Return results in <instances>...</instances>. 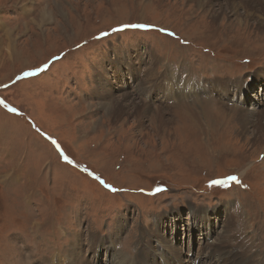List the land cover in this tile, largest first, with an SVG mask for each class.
<instances>
[{"label":"rangeland","instance_id":"1","mask_svg":"<svg viewBox=\"0 0 264 264\" xmlns=\"http://www.w3.org/2000/svg\"><path fill=\"white\" fill-rule=\"evenodd\" d=\"M262 70L264 0H0V264H264Z\"/></svg>","mask_w":264,"mask_h":264},{"label":"bare ground","instance_id":"2","mask_svg":"<svg viewBox=\"0 0 264 264\" xmlns=\"http://www.w3.org/2000/svg\"><path fill=\"white\" fill-rule=\"evenodd\" d=\"M43 14V15H42ZM41 15V18H42V20L44 21L45 20V16H44V14L45 13H42ZM40 18V19H41ZM10 32H8V34H9ZM129 53V52H128ZM134 53H136L137 54V56L140 58V60L142 61L143 59L144 60H146V58H147V56H145V54H144V52H141V48H137V49H134ZM128 55V54H127ZM134 56V54L131 56V57H129V56H125V60L129 63V60H132V63L134 62L133 61V59L134 58H132ZM118 57V56H117ZM115 60V59H114ZM149 62V61H148ZM152 62V61H151ZM129 64H131V63H129ZM107 69V68H106ZM108 71V70H107ZM107 73V72H106ZM110 74V73H109ZM114 74V73H113ZM171 74V71H170V69H165V71H162L161 72V74L160 75H157V77L156 78H158V77H166V76H168V75H170ZM155 75V74H154ZM116 76V75H115ZM114 76V77H115ZM118 76V75H117ZM133 76H135V73H134V75ZM104 78H106V79H108V77L107 76H103ZM259 78H261V79H264V70H262L261 71V74H260V76H258ZM139 80V79H138ZM262 81H264V80H262ZM259 82V81H258ZM138 83H139V90H140V92L143 94V93H145V86H147L146 85V83H144V82H142V81H138ZM243 82L242 81H237V83L236 84H234V87H235V89H234V91H232V90H228L227 89V87H226V84H225V82H218V83H216L213 87H214V89L217 91V95H218V97H221V95H223V99H224V97L226 98V99H228L229 98V100L228 101H233V102H235V104H238V105H245L246 103H247V96H246V89H249L250 87H247V86H244L243 84H242ZM151 84V83H150ZM202 84H204V83H202ZM118 85V84H117ZM144 86V87H142V86ZM170 85V82H166L165 83V86H169ZM196 85V84H195ZM230 85H231V83H229L228 82V86L230 87ZM102 86H103V88H106V86H111V82L109 81V80H107V81H104V82H102ZM138 86V85H137ZM157 86V85H156ZM206 87V86H205ZM251 87H255V86H253V84H252V86ZM157 88L158 87H156V90H157ZM123 89H125V85L122 87V90ZM166 90V87H164V89L162 90V92L163 91H165ZM210 90V89H209ZM115 91V90H114ZM139 92V91H138ZM137 92V93H138ZM210 92H211V90H210ZM116 93V92H115ZM131 93L132 92H130V91H126V92H123L122 94H121V96H115L114 94H113V91H105L104 93H103V97H104V99L106 100V99H109L111 102H112V107L114 108V110L115 111H118V112H121V113H123L124 112V110H129L130 108H132L131 107V104H134V105H136V106H140L141 104L140 103H138L137 101H136V99H135V97H131L130 95H131ZM202 93H203V89H202ZM178 94L181 96V95H185V90H183V89H181V90H179V92H178ZM231 94H233V95H231ZM229 95V96H228ZM137 96H138V94H137ZM193 96H195V95H193ZM157 96L154 94L153 95V97H152V101H154L155 102V98H156ZM231 97V98H230ZM167 99H168V101L167 102H169V101H171V100H175V101H177V98H176V96H170V95H167V97H166ZM162 100V99H161ZM154 102H152V103H154ZM163 102V101H162ZM147 103H149V104H146L145 102H144V108H143V112H144V115L147 113V111L148 110H150V109H152V110H154L153 109V104L151 103V100L149 101V102H147ZM160 104H164V103H161V102H159ZM155 104V103H154ZM168 104V103H167ZM156 105V104H155ZM154 105V106H155ZM143 106V105H142ZM164 106V105H163ZM167 106H169V105H166L164 108H162L163 110H161V108H158L156 111H155V113L156 114H159V116H160V120H161V123H163L162 121H165L168 117H169V114L167 113V109H166V107ZM156 107V106H155ZM134 108H136V107H134ZM157 108V107H156ZM142 109V108H141ZM140 111V110H139ZM141 111V112H142ZM161 111H162V113H161ZM139 113V112H138ZM119 114V113H118ZM141 113H139V115H140ZM141 115H143V114H141ZM169 119V118H168ZM259 119H262V117L261 118H259ZM263 120V119H262ZM256 122H257V120H256ZM166 125V124H165ZM258 129L261 131L262 129H264V122H259L258 123ZM221 206H224V213H225V223L223 224V227H222V229H221V233L223 234V235H225L224 237H223V240L222 241H220L221 242V244H218L217 242L215 243V242H212V243H209L210 244V247H212V248H215L216 249V252H220V250H223V249H225V248H227L226 247V245H232V246H235L233 243H231L232 241H233V239L232 238H230V237H228V235H227V233H229V228H230V226H231V215H229V214H227V212L228 211H230V209H231V207H232V205H230V203L228 202L227 204H224V205H221ZM226 207V208H225ZM229 210H228V209ZM195 210H197V209H195ZM202 223H204V221H202ZM201 223V224H202ZM197 230H200V232L202 231L201 229H197ZM204 231V230H203ZM202 231V232H203ZM195 233H196V231H195ZM192 234V233H191ZM204 234H205V232H204ZM204 234H200V235H203V236H205V238H211V235H204ZM143 236V235H142ZM215 239V238H214ZM207 240V239H206ZM210 240H212V238L211 239H209L208 241H210ZM218 239H216L215 241H217ZM238 240H239V238H238ZM234 241H235V239H234ZM233 241V242H234ZM228 242V243H227ZM237 242V241H236ZM235 242V243H236ZM107 243V242H106ZM208 244V243H207ZM238 246H239V243H236ZM204 247L206 248L207 246H205L204 245ZM204 247H202V249H201V251H198V253L197 254H194V257L193 256H191L190 257V260H191V262H193V264H196V263H199V260L200 259H202V256L204 257V258H208V259H211L212 257H214L213 259H218V261H219V259L221 258V256H222V253L221 254H218V253H216L215 251H213V250H210L209 252H206V251H204L205 249H204ZM103 248L106 250V251H108V253H110V254H113L115 257H116V255L118 254L117 253V249H114L112 246H111V244L110 245H107V246H103ZM150 251V252H149ZM146 252V254H149V253H152V251L150 250V248H149V246L147 247V250L145 251ZM149 252V253H148ZM168 254H170V253H168ZM187 255L189 256V255H192L191 253H187ZM247 255H249V253L247 252ZM237 256H239V257H241V255H240V253L237 255ZM250 256V255H249ZM120 258V257H119ZM117 259V258H116ZM126 259V258H125ZM121 260H122V258H121ZM170 260H172V261H175V260H178V264H181V262L179 261V258L177 257V255H176V253H175V255L173 256V257H171L170 258ZM189 261V260H188ZM112 264V263H111ZM114 264H116V263H114ZM210 264H216L215 262H212V263H210Z\"/></svg>","mask_w":264,"mask_h":264},{"label":"snow or ice","instance_id":"3","mask_svg":"<svg viewBox=\"0 0 264 264\" xmlns=\"http://www.w3.org/2000/svg\"><path fill=\"white\" fill-rule=\"evenodd\" d=\"M134 27H140V26H134Z\"/></svg>","mask_w":264,"mask_h":264}]
</instances>
